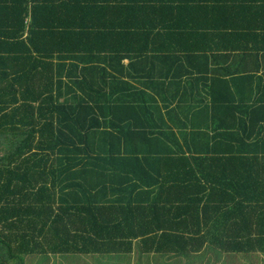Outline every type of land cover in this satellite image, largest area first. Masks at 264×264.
Returning <instances> with one entry per match:
<instances>
[{
	"label": "trees",
	"instance_id": "16d2710c",
	"mask_svg": "<svg viewBox=\"0 0 264 264\" xmlns=\"http://www.w3.org/2000/svg\"><path fill=\"white\" fill-rule=\"evenodd\" d=\"M135 241L264 254V0H0V264Z\"/></svg>",
	"mask_w": 264,
	"mask_h": 264
},
{
	"label": "crops",
	"instance_id": "0c3cea01",
	"mask_svg": "<svg viewBox=\"0 0 264 264\" xmlns=\"http://www.w3.org/2000/svg\"><path fill=\"white\" fill-rule=\"evenodd\" d=\"M128 65V60L125 61ZM222 67V65H220ZM191 68V67H189ZM216 65H210V69H216ZM169 63L164 64V73L170 72ZM156 72H160L157 70ZM170 126L171 124L168 123ZM142 242L135 241L133 243L132 252H112L104 254H66V255H50L47 257L26 258L25 264H226L237 260V254H227L214 247H205L201 252L192 254H171L147 252ZM152 248L151 245H148ZM147 248V247H146ZM249 255H243L248 258ZM254 258V257H250ZM256 258V257H255ZM262 258V257H260ZM246 262L245 259L241 261Z\"/></svg>",
	"mask_w": 264,
	"mask_h": 264
},
{
	"label": "rangeland",
	"instance_id": "374dc122",
	"mask_svg": "<svg viewBox=\"0 0 264 264\" xmlns=\"http://www.w3.org/2000/svg\"><path fill=\"white\" fill-rule=\"evenodd\" d=\"M238 255V254H237ZM237 260L230 262L229 260H226V264H264V254H256V255H249L248 258H244L242 254L237 256ZM254 257V258H250ZM255 257H263L261 259H257ZM242 259H245L246 262H241Z\"/></svg>",
	"mask_w": 264,
	"mask_h": 264
}]
</instances>
